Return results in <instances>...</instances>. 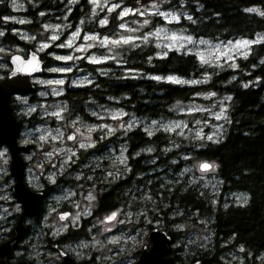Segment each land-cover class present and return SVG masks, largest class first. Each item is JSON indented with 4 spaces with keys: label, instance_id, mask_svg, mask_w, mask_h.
I'll use <instances>...</instances> for the list:
<instances>
[{
    "label": "trees",
    "instance_id": "obj_1",
    "mask_svg": "<svg viewBox=\"0 0 264 264\" xmlns=\"http://www.w3.org/2000/svg\"><path fill=\"white\" fill-rule=\"evenodd\" d=\"M10 1L0 0L2 40L4 44L20 46L27 56L29 51H35V41L16 35V25L10 20L16 13ZM24 1L25 9L20 13L25 22L19 26L24 31L38 33L45 25L67 23L62 34L65 37L76 29L109 35L117 23L112 13L108 25L100 26L97 16L92 17L91 0ZM112 1L126 8L149 2L163 4L180 14L179 21L165 23L156 16L153 20L194 39L224 43L263 37L260 42L254 41L246 56L237 58L234 66L204 64L195 54L177 50L160 55L152 40L126 45L119 48L117 61L99 65L78 61L79 70L88 73L91 82L84 86L67 85L62 100L67 103L69 114L80 119L90 120L91 113L102 106L122 110L143 121H169L178 116L172 108L175 103H186L208 92L227 97L228 121L218 141L194 142L164 131L149 137L141 127H134L132 132L108 137L102 146L98 142L91 153L97 154L99 146L117 145V137L121 136L133 154L129 163L133 172L142 175L153 170L154 228L171 238L168 256L178 264H264V0ZM46 52L51 56L39 53L45 69L59 66L56 55L66 53L53 47ZM7 73L3 71L4 75ZM41 76L53 77L45 70ZM171 77L181 81L205 79L203 84L185 85L168 81ZM37 90L35 86L31 102L37 101ZM11 108L16 115L18 105L14 98ZM35 116L30 117L31 121H38ZM191 157L215 164L217 194L182 175ZM161 169L163 177L168 174V183L161 177ZM180 169L181 173L175 175ZM119 195L118 183L103 196L101 208L115 207ZM237 195L245 201L235 203L233 197ZM191 215L207 222L209 242H190L186 232L189 230L178 227L189 222ZM237 253L240 260H231Z\"/></svg>",
    "mask_w": 264,
    "mask_h": 264
},
{
    "label": "rangeland",
    "instance_id": "obj_2",
    "mask_svg": "<svg viewBox=\"0 0 264 264\" xmlns=\"http://www.w3.org/2000/svg\"><path fill=\"white\" fill-rule=\"evenodd\" d=\"M93 15L97 16L96 21L102 27L108 25L110 15L115 13L117 23L115 30L109 35H99L82 32L76 29L65 37L63 32L67 23H52L45 25L38 33L24 31L19 28L25 22L21 15L25 9L24 0H11L10 5L16 13L10 19L16 25V35L26 41H35V51L45 53L49 48L62 49L64 55L58 56L60 63L56 68H46L45 72L52 75L51 78L42 76L33 77L31 81L38 86L36 93L37 101L31 102L30 95L15 97L18 105L17 112L23 117L29 118L36 115L38 121L33 122V129L22 132L19 145L22 147L34 146L27 154L25 160L29 161L27 177L29 184L35 189L41 190L46 184L57 187L58 192L51 196V204L47 207V215L44 218V225L64 234L68 224L72 230L82 228V218L90 219V223L77 234L76 242L72 252L78 260H93L97 264H134L143 248H150L147 240L149 233L148 226H156L154 220L155 200L152 196H141L139 200L148 204L150 209L139 208L135 210L133 201L118 205L104 214L94 211L98 209V186L97 179L99 172L96 168L87 167L80 162L83 155L78 154V149L93 145V141L99 139L97 130L100 126L107 129V134L116 131L129 130L134 127H141L146 133L152 134L158 131L175 133L182 138L189 137L194 142H215L222 136L224 124L228 121L229 99L216 93L208 92L197 95V98L186 103H175L172 107L178 116L169 121H143L122 110L99 106L98 110L91 113L95 119L100 120H78L82 129L77 130L76 124L72 127V121H68L67 113L69 108L62 100L67 85L84 86L91 82V76L79 70L78 61L83 60L88 64L99 65L109 60H119L118 50L126 45H134L139 42L152 40L159 47V54L169 50L193 53L201 63L214 66H234L237 58L246 56L250 46L255 42L262 41L263 37L258 36L255 40H237L224 43H213L205 39H194L181 33L171 31L165 23L179 21L180 14L170 11L163 4L149 2L138 5L135 8L122 7L112 0H91ZM156 16L159 20H153ZM4 32L0 29V81L6 75L3 71L10 70L9 58L14 54H24L25 50L20 46L4 44ZM168 81H175L185 85H197L204 79L193 81H181L175 77L167 78ZM102 123V124H101ZM101 124V125H98ZM75 128L76 131L73 129ZM75 134L76 139L70 140L69 136ZM127 147L125 143L117 147L108 148L109 169L118 170L125 166L128 161ZM150 154H152L150 152ZM90 159V160H89ZM82 160L94 161L92 156L87 155ZM98 160V159H97ZM0 180L6 174V154L0 151ZM71 161H77L81 167L82 174L70 172L68 165ZM209 165L208 169H202V165ZM4 166V167H3ZM187 169L182 175H187L189 181L199 182L210 193L217 194L219 182L216 177V166L214 163L188 159ZM182 169V168H181ZM175 175H179V172ZM161 177L166 183L169 182L168 174ZM168 170H166L167 172ZM96 173V175H93ZM66 183H56L58 179ZM56 183V184H55ZM61 185V186H59ZM59 186V187H58ZM75 196V197H74ZM74 197V198H73ZM73 198V199H71ZM134 198V197H133ZM131 198H128L129 200ZM235 203H242L245 198L237 195L233 197ZM135 201V200H134ZM67 202V203H65ZM4 214L8 212L4 205H1ZM13 209H16L14 206ZM63 214H69L64 218ZM113 214H115L113 216ZM158 214V212L156 213ZM109 217H113L109 219ZM189 222L179 224L178 227L186 229L190 235V242L204 244L209 242L207 222L191 215ZM124 226V227H123ZM78 227V228H77ZM121 227V229H120ZM138 255V257H139ZM52 258V256L48 257ZM231 260H240L239 253L230 257ZM238 263V262H237Z\"/></svg>",
    "mask_w": 264,
    "mask_h": 264
},
{
    "label": "flooded vegetation",
    "instance_id": "obj_3",
    "mask_svg": "<svg viewBox=\"0 0 264 264\" xmlns=\"http://www.w3.org/2000/svg\"><path fill=\"white\" fill-rule=\"evenodd\" d=\"M37 87L38 86H36V88ZM17 95L22 97L28 94L19 93L14 95L12 98L15 99ZM29 95L31 98L32 97L31 93H29ZM16 115L14 116H16L15 119L19 126L18 134H17V143L19 148L18 156L21 158L24 166L23 182L30 191L34 193H40L42 195V199H41L40 212L38 217L36 218L25 217L23 219L25 232L22 236L18 237L16 234V227L18 226V222H19L18 220L20 216L23 214V209L13 195V187L16 181L12 176L10 169L12 154L6 145L1 144L0 151L2 150L6 154V162H5L6 174L3 180H0V246L8 245L9 252L2 259H0V261H3L4 264H17L19 262H24L27 264H59L62 261V255H67L77 264H97L94 263L93 260L90 261L78 260L72 252V248L74 247L73 243L76 242L75 240L77 239V234L82 231V229L86 226V224L90 223V219L82 218L83 226L82 228L77 230H72V225L68 224V229L64 232V234H59L56 232V230L53 231L51 227L44 225V218L47 215L46 213L47 207L52 202L51 196L55 195L58 192V189L57 187L54 186L52 187L48 184H46L41 190L35 189L32 186H30L29 184L30 181L29 178L27 177L29 161L25 159L27 157V154H29L30 151L33 150L34 146L22 147L21 145H19V141L22 138V134H23L22 132H24L27 129H29V131L33 129V122L31 121L32 118L23 117L22 115H20L19 112H16ZM71 115L72 114L67 113V117L69 118L67 120L73 122L72 127L75 126L76 124L77 130L82 129V126L78 124L76 121L78 120L89 121V119L88 120L85 118L80 119L76 116L73 115L71 116ZM90 120L102 121L101 118L95 119L93 117ZM73 130L76 131L75 128ZM133 130L134 128H131L129 130L124 129L123 132L116 131L112 134H107V129L104 126H100V128L97 130V132L99 133V139L94 140L93 145L91 146L88 145L87 147H81L78 149V154L83 155L82 156L83 158L87 155H90L92 156L93 159H95L94 161L91 162V161L82 160L83 159L82 158L80 162H84V164L89 168H96L94 169V171H97L100 174V176L97 175V179L100 181V184L97 188L98 209L94 211L95 215L97 213L104 214L106 211L112 210L113 208L117 207L119 204L122 205L125 202H130V201H133L135 205L134 209L137 211L139 210V208H141L142 210L145 209V211L148 212V209H150L148 205L150 203V200L149 201L146 200L147 203L144 204V202H141L139 200V197L146 195L152 196L151 194L153 192L152 176L154 175L153 170H149L147 174H142V175H138V173L133 172V169L129 164L130 158H132L133 154L129 153L130 151L127 147V144L122 141L121 136L117 137L118 139L117 145H110L117 147L121 143L126 144L127 147L126 155L128 156V161L126 162L125 166H122L120 168V171L118 170L113 171L109 169V166L107 165L108 163L107 152L110 146L107 147L106 145H103V147L101 148L102 144H104L107 141L108 137H112L113 135L116 134L120 135L128 131L132 132ZM141 130L145 132L143 129ZM147 134L150 137L154 133L152 134L147 133ZM69 139L72 141L75 140L76 139L75 134L72 133L69 136ZM98 142L99 144H101V146H99V151L97 154H92L91 152L98 146ZM0 165H2V161H0ZM67 168H69L71 173L73 170L75 172L74 174H79V173L82 174L81 167L77 161H71ZM93 175H96V173H93ZM56 183H61V185H63V183H66V181L60 178ZM118 183H119V189L121 195V196L119 195L120 199L118 203L115 205V207L111 209L101 208L103 196L106 194L107 191L112 189L114 185H118ZM128 198L131 199L127 200ZM1 205L5 206L8 212L7 215L4 214L3 210L1 209ZM14 206L16 207V209H13ZM62 216L66 219L70 215L63 214ZM152 227L153 228L151 230L148 229L149 233L155 229L154 225ZM65 236L68 237L65 238ZM63 237L65 239H62ZM50 256H52L51 259L48 258ZM138 258L139 257L137 256L136 259L138 260Z\"/></svg>",
    "mask_w": 264,
    "mask_h": 264
},
{
    "label": "water",
    "instance_id": "obj_4",
    "mask_svg": "<svg viewBox=\"0 0 264 264\" xmlns=\"http://www.w3.org/2000/svg\"><path fill=\"white\" fill-rule=\"evenodd\" d=\"M9 66V72L4 80L0 81V145H6L12 154L10 169L16 181L13 187V195L23 209V214L18 220V227H16V234L20 237L25 232L23 219L25 217H38L42 195L30 191L23 182L24 166L18 156L17 143L19 126L12 112L11 98L15 94L33 92L35 85L31 79L43 74L45 61L41 59L39 53L32 50L28 52L26 57L20 54L12 55L9 58ZM147 238L150 248H144L134 264H178L174 257L168 256L171 238L166 232L154 229ZM8 252V245L0 246V259ZM0 264H4V262L0 261ZM17 264L27 263L19 262ZM59 264L77 263L67 255H62V261Z\"/></svg>",
    "mask_w": 264,
    "mask_h": 264
},
{
    "label": "snow or ice",
    "instance_id": "obj_5",
    "mask_svg": "<svg viewBox=\"0 0 264 264\" xmlns=\"http://www.w3.org/2000/svg\"><path fill=\"white\" fill-rule=\"evenodd\" d=\"M71 138V137H70ZM202 167V169H208L209 168V165H207V164H204V165H202L201 166ZM115 214H113V216H114ZM113 217H109V219H112Z\"/></svg>",
    "mask_w": 264,
    "mask_h": 264
},
{
    "label": "bare ground",
    "instance_id": "obj_6",
    "mask_svg": "<svg viewBox=\"0 0 264 264\" xmlns=\"http://www.w3.org/2000/svg\"><path fill=\"white\" fill-rule=\"evenodd\" d=\"M18 227V226H17Z\"/></svg>",
    "mask_w": 264,
    "mask_h": 264
}]
</instances>
